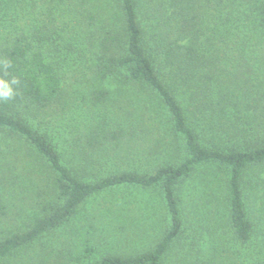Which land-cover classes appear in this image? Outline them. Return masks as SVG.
<instances>
[{
	"label": "trees",
	"instance_id": "obj_1",
	"mask_svg": "<svg viewBox=\"0 0 264 264\" xmlns=\"http://www.w3.org/2000/svg\"><path fill=\"white\" fill-rule=\"evenodd\" d=\"M0 80V264H264V0H0ZM119 186L160 189L153 247L63 236Z\"/></svg>",
	"mask_w": 264,
	"mask_h": 264
},
{
	"label": "rangeland",
	"instance_id": "obj_2",
	"mask_svg": "<svg viewBox=\"0 0 264 264\" xmlns=\"http://www.w3.org/2000/svg\"><path fill=\"white\" fill-rule=\"evenodd\" d=\"M195 203L196 199L192 200L190 195L183 197V214L189 222L195 221L198 214ZM168 225L158 187L119 186L88 197L70 220L59 227H63L61 233L74 246L88 242L99 254L129 256L153 247ZM54 235L61 236L59 232Z\"/></svg>",
	"mask_w": 264,
	"mask_h": 264
},
{
	"label": "clouds",
	"instance_id": "obj_3",
	"mask_svg": "<svg viewBox=\"0 0 264 264\" xmlns=\"http://www.w3.org/2000/svg\"><path fill=\"white\" fill-rule=\"evenodd\" d=\"M12 89L9 87L8 83L0 80V97L7 98L11 96Z\"/></svg>",
	"mask_w": 264,
	"mask_h": 264
}]
</instances>
